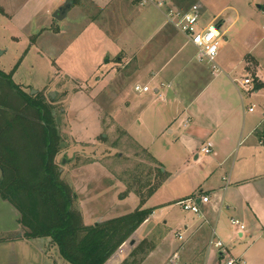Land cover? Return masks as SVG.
Segmentation results:
<instances>
[{"label":"rangeland","instance_id":"obj_1","mask_svg":"<svg viewBox=\"0 0 264 264\" xmlns=\"http://www.w3.org/2000/svg\"><path fill=\"white\" fill-rule=\"evenodd\" d=\"M65 1L0 0L3 11L0 13V72L26 94L38 95L50 109L61 139L55 158L60 179L76 196L73 209L81 213L83 224L90 226L94 221L102 222L137 209L140 199L135 191L146 195L158 181L157 164L160 170L169 171L171 162L163 156L161 163L154 162L148 148L143 149L136 143L143 137L149 150L157 149L159 138L153 135L156 125L155 129L150 126V132L144 131L138 125L142 119L138 112L124 109L119 100L121 96L112 102V87L106 89L107 83L116 77L118 60L124 58L127 68L119 67L130 71L136 48L142 44L138 39L143 37L134 26L138 22L136 0H79L65 19L57 21L52 15ZM178 1L183 7L203 4V20H211L218 11H222V20H230L220 29L221 33L231 25L225 38H221L217 64L222 59L226 67H237L233 76L240 80L246 75L241 63L254 59L259 73L264 75V31L261 30L264 9L256 8L264 6V0ZM154 13L157 25L165 21L163 15ZM153 28L145 27L144 34ZM162 36L154 35L146 50L138 52L143 55L138 57L137 53L136 59H144V54H149L156 56L155 63L167 60L173 53L172 47L161 53L156 50ZM185 41L182 35L176 38L180 44ZM135 63L139 64L138 60ZM133 83L125 82L122 96L135 94ZM115 85L118 89L120 82ZM1 91L10 98L15 97L2 80ZM251 102L258 114L264 108V91ZM9 104L8 100L6 106ZM151 141L156 142L151 144ZM175 182L181 188L185 185L181 179ZM173 185L169 180L160 185V193L152 195L143 207L171 205L173 196L168 195V189L175 188ZM173 212L181 214V207H175ZM148 218L143 231L136 233L137 229L123 244L124 250L128 257L135 252L137 264H168L170 252L176 250L182 240H171L169 247L170 243L160 236L163 228L147 221ZM170 229L176 228L169 224L164 234H169ZM130 240L134 244H129ZM177 250L180 252L179 248ZM159 252L169 258L160 262ZM150 253L152 256L148 257ZM180 259L179 255V264ZM199 261L196 259L190 264H199Z\"/></svg>","mask_w":264,"mask_h":264},{"label":"crops","instance_id":"obj_2","mask_svg":"<svg viewBox=\"0 0 264 264\" xmlns=\"http://www.w3.org/2000/svg\"><path fill=\"white\" fill-rule=\"evenodd\" d=\"M135 3L138 22L134 26L143 37L138 39L142 44L136 48L130 71L120 68H127L128 62L123 63L124 58L118 60L116 77L107 83L106 89L112 87V102L121 96L119 100L124 109L138 112L142 117L138 125L144 131L150 132V126L155 129L156 125L153 135L159 138L157 149L150 147L149 150L143 137L136 143L143 149L148 148L156 162L161 163L162 156L171 162L169 171L163 169L167 177L162 185L168 180L174 183L175 188L168 189V195L173 196L172 204H159V207L152 208L147 221L160 224L163 228L160 236L170 243L169 247L171 240L178 239L177 234L182 237V244L178 247L181 253L177 248L172 249L169 255L178 251L180 264H190L196 259H200L199 264H226L229 259L237 260L236 264H264V108L258 114H255V107L252 112L248 111L255 106L251 101L264 91V75L259 73L254 59L243 60L241 64H244L246 75L240 80L233 76L237 67H226L222 59L218 63L222 72L213 74L207 66L196 62V50L186 38L182 44L176 42L177 36L182 34L167 21L162 11L153 6L141 7L137 0ZM192 5L200 9L199 28L215 24L220 32L230 21L222 20V11L213 15L211 20H203V4ZM192 5L183 7L178 0H170V6L178 10H187ZM152 10L163 15L165 21L157 25V17ZM147 26L155 28L144 34ZM230 26L220 33L222 37ZM158 34L163 36L156 50L161 53L172 47V55L159 63H155L156 56L149 54H144L149 57L148 61L145 57L136 59V54L146 50L152 37ZM142 55L141 52L137 54L138 57ZM246 78L253 81L250 92H246L247 86L242 85ZM128 80L134 85L148 86L149 92L135 93L127 98L122 96ZM117 81L120 82L118 89ZM207 141L213 148L210 155L204 156L199 150ZM155 142L151 141V144ZM178 179L184 181L183 188L175 182ZM160 188L153 195L159 194ZM200 196L209 197L208 203L199 205L200 215L182 209L181 214L173 212L175 207H180V202L191 198L198 201ZM230 218L244 224L242 234L231 228ZM18 220L16 209L0 197V264H64L49 238H25V229ZM95 223L98 222H92ZM146 223L136 233H141ZM169 224L176 229L164 234V228ZM212 232L224 244V250L208 247ZM131 242L134 244L133 240L129 244ZM123 246L105 264H121L128 259ZM164 255L159 252L160 262L169 258ZM151 256L152 253L148 255Z\"/></svg>","mask_w":264,"mask_h":264},{"label":"trees","instance_id":"obj_3","mask_svg":"<svg viewBox=\"0 0 264 264\" xmlns=\"http://www.w3.org/2000/svg\"><path fill=\"white\" fill-rule=\"evenodd\" d=\"M78 1L72 0V6ZM0 80L15 95L0 93V197L19 213L25 238H49L69 264H105L152 214V208L143 206L165 181L166 173L157 164L158 181L146 195L135 191L140 204L133 212L83 224L81 213L73 209L76 196L60 179L55 164L61 139L50 109L38 95L26 94L2 72ZM5 100L10 102L8 107ZM134 253L121 264H137Z\"/></svg>","mask_w":264,"mask_h":264},{"label":"built area","instance_id":"obj_4","mask_svg":"<svg viewBox=\"0 0 264 264\" xmlns=\"http://www.w3.org/2000/svg\"><path fill=\"white\" fill-rule=\"evenodd\" d=\"M137 4L141 7L153 6L162 11L169 23L181 33L184 38L195 48V60L201 65H205L213 74L222 72L219 65L216 63L218 57L219 47L222 35L217 29V25L211 24L209 26L199 28L200 9L197 5H192L187 10H178L170 6V0H137ZM261 30L264 31V23L261 25ZM242 85L247 86L246 92L253 90V81L251 79H244ZM133 91L138 94L149 92L148 86L134 85ZM254 110V106L248 108L249 112ZM213 145L210 141L205 142L200 147V154L207 156L212 152ZM209 202L208 196H200L198 201L196 198H191L179 203L184 212H190L195 215H200L201 211L199 205ZM229 224L232 229L238 234L245 231V226L242 222L235 218L229 219ZM177 238L181 240V236L177 234ZM208 247L217 251L225 249L224 244L219 240L215 233L212 232ZM239 261V260H238ZM237 260L229 259L226 264H236ZM241 263V262H239ZM168 264H179V252H174Z\"/></svg>","mask_w":264,"mask_h":264},{"label":"water","instance_id":"obj_5","mask_svg":"<svg viewBox=\"0 0 264 264\" xmlns=\"http://www.w3.org/2000/svg\"><path fill=\"white\" fill-rule=\"evenodd\" d=\"M71 7H72V0H66L65 3L53 13L52 18H54L57 21H61L65 19ZM256 8L260 9L261 6L257 5ZM131 244H133V242H131Z\"/></svg>","mask_w":264,"mask_h":264}]
</instances>
